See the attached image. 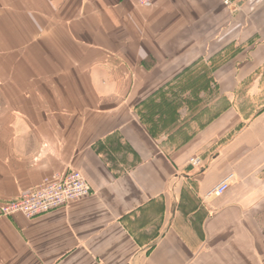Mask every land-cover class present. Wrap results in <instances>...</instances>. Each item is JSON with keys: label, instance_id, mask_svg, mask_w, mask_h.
Masks as SVG:
<instances>
[{"label": "crops", "instance_id": "crops-1", "mask_svg": "<svg viewBox=\"0 0 264 264\" xmlns=\"http://www.w3.org/2000/svg\"><path fill=\"white\" fill-rule=\"evenodd\" d=\"M227 1L0 0V205L90 186L0 214V264H264V0Z\"/></svg>", "mask_w": 264, "mask_h": 264}, {"label": "built area", "instance_id": "built-area-1", "mask_svg": "<svg viewBox=\"0 0 264 264\" xmlns=\"http://www.w3.org/2000/svg\"><path fill=\"white\" fill-rule=\"evenodd\" d=\"M151 0H137L139 4H149ZM227 3L228 1L225 0ZM196 163L197 159H191ZM233 175L229 174L214 186L208 194L218 196L229 186ZM90 194V186L83 175L73 169L54 172L45 178L36 189L22 193L18 198L0 205V214L9 216L20 213L26 218H34Z\"/></svg>", "mask_w": 264, "mask_h": 264}]
</instances>
